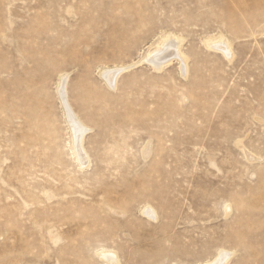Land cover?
Segmentation results:
<instances>
[{
    "label": "rangeland",
    "instance_id": "374dc122",
    "mask_svg": "<svg viewBox=\"0 0 264 264\" xmlns=\"http://www.w3.org/2000/svg\"><path fill=\"white\" fill-rule=\"evenodd\" d=\"M109 250L264 264V0H0V264Z\"/></svg>",
    "mask_w": 264,
    "mask_h": 264
},
{
    "label": "bare ground",
    "instance_id": "6f19581e",
    "mask_svg": "<svg viewBox=\"0 0 264 264\" xmlns=\"http://www.w3.org/2000/svg\"><path fill=\"white\" fill-rule=\"evenodd\" d=\"M176 36V35H175ZM213 41V40H211ZM180 41L177 40L174 37L168 36L165 37L157 46V48L154 51H150L148 56L146 57L147 62L152 64V66L156 69H161L164 67L166 64H168L173 57L179 58L182 62L185 60L184 55L182 54L180 50ZM210 47L214 48H222L226 52L229 49L228 42L225 39H221L215 42H209ZM229 52V51H228ZM125 68L120 67L116 68L114 70H105L102 74L105 82L110 86L111 88L116 87V81L119 75L123 72ZM65 80V79H64ZM60 92L62 93V99L63 102L66 103L65 110L67 113V117L70 121L72 130L74 131L75 135V143L77 144V152L79 154L80 160L82 161L83 164L87 163V157L84 156L82 153V141L81 138L83 137V134L88 130L87 127H85L77 118L76 114L70 110L67 99H65V92L64 89H61ZM80 125H79V124ZM83 133V134H81ZM81 149V150H80ZM107 251V250H106ZM114 252V251H113ZM101 252V256L104 257L106 261H109L110 264H120L118 260V256L116 255V252ZM231 253L229 252H222L220 257L216 259L213 263L209 264H224L227 262L229 259ZM219 256V255H218ZM109 264V263H108Z\"/></svg>",
    "mask_w": 264,
    "mask_h": 264
}]
</instances>
